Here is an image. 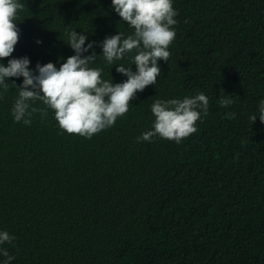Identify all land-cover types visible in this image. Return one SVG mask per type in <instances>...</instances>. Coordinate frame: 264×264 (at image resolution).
Returning a JSON list of instances; mask_svg holds the SVG:
<instances>
[{
    "label": "trees",
    "instance_id": "trees-1",
    "mask_svg": "<svg viewBox=\"0 0 264 264\" xmlns=\"http://www.w3.org/2000/svg\"><path fill=\"white\" fill-rule=\"evenodd\" d=\"M19 2L20 37L5 67L27 57L34 74L38 63L59 70L75 55L67 28L87 35L85 47L95 42L84 55L95 51L90 67L102 79L125 82L119 65L136 71L135 51L112 65L102 57L106 37L134 32L112 0ZM172 2L176 37L157 83L91 139L63 132L51 110L14 122L23 77L8 78L16 88L0 98V232L15 240L0 247L11 264H264V0ZM199 93L209 109L196 133L180 144L137 142L152 130L157 99Z\"/></svg>",
    "mask_w": 264,
    "mask_h": 264
},
{
    "label": "clouds",
    "instance_id": "clouds-1",
    "mask_svg": "<svg viewBox=\"0 0 264 264\" xmlns=\"http://www.w3.org/2000/svg\"><path fill=\"white\" fill-rule=\"evenodd\" d=\"M112 8L134 32L126 38L123 32L106 37L99 45L102 57L112 65L135 51L131 63L136 71L119 65L116 72L127 77L125 82L114 85L111 79H102L103 69L90 67L98 58L95 51L84 55L94 48L95 42L85 47L87 35H78L75 30L66 28L67 44L75 55L62 63L59 70L53 63L43 66L38 63V74H34L29 69L27 57L9 59L7 67L0 64V98L10 88H16L14 82H7L8 78L23 77L12 108L14 122L30 125L36 114L44 119L51 110L63 132L91 139L114 126L118 118L126 116L137 92L157 83L161 75L158 61L167 63L171 56L169 47L176 37L174 26L178 21L174 18L178 12L172 0H112ZM25 9V4L19 0H0V60L12 56L20 37L16 23L20 19L18 13ZM230 97L222 92L220 105L225 108L232 105L234 101ZM38 101L44 107H36ZM208 109L209 98L204 93L185 96L182 100L157 99L151 106L155 117L152 130L137 137V142L151 143L153 138L159 137L180 144L197 132L196 124L202 115L207 116ZM259 113V120L264 124V100L260 102ZM226 118L234 119L235 113L229 112ZM250 119L255 123L257 116ZM14 240L7 231L0 232V246L13 245ZM0 256L6 258L3 264H11L15 259L3 247H0Z\"/></svg>",
    "mask_w": 264,
    "mask_h": 264
}]
</instances>
